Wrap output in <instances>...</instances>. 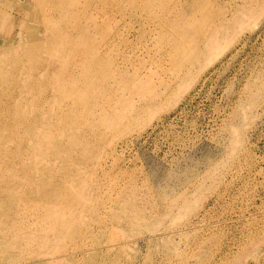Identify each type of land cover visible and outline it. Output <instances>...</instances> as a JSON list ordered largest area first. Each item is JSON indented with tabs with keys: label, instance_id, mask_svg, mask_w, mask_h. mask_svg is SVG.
Segmentation results:
<instances>
[{
	"label": "rangeland",
	"instance_id": "obj_1",
	"mask_svg": "<svg viewBox=\"0 0 264 264\" xmlns=\"http://www.w3.org/2000/svg\"><path fill=\"white\" fill-rule=\"evenodd\" d=\"M0 264H264V0H0Z\"/></svg>",
	"mask_w": 264,
	"mask_h": 264
},
{
	"label": "bare ground",
	"instance_id": "obj_2",
	"mask_svg": "<svg viewBox=\"0 0 264 264\" xmlns=\"http://www.w3.org/2000/svg\"><path fill=\"white\" fill-rule=\"evenodd\" d=\"M152 1H153V0H152ZM150 3H153V2L150 1ZM87 7H88V6H87ZM93 21H94V20H93ZM94 22H95V21H94ZM98 24H99V23H97V25H98ZM96 27H97V26H96ZM65 34H66V32H65ZM66 37H67L68 39H69V38L71 39V37H69V31H67V35H66ZM61 45L63 46V44H61ZM85 46H86V44H83V45H82V47H85Z\"/></svg>",
	"mask_w": 264,
	"mask_h": 264
}]
</instances>
